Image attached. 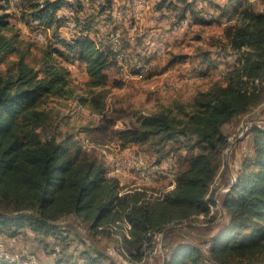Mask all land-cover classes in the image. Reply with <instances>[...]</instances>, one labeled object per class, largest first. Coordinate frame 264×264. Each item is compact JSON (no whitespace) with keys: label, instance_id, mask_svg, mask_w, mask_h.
<instances>
[{"label":"trees","instance_id":"trees-1","mask_svg":"<svg viewBox=\"0 0 264 264\" xmlns=\"http://www.w3.org/2000/svg\"><path fill=\"white\" fill-rule=\"evenodd\" d=\"M85 1L20 0L18 10L22 21L58 27L68 18L59 13L63 8H75L81 16ZM259 1L262 9L254 0L216 5L219 21L230 20L223 26L221 46L236 56L223 69L224 80L198 90L190 102L174 101L150 113L135 112L128 127L115 130L121 148L136 144L150 154L154 165L175 158L174 187L154 195L146 188L124 190L104 160L80 152L83 146L73 133L59 138L47 125L50 113L42 106L49 97L76 94L63 53L86 63L89 90L79 95L81 103L98 113L106 110L107 70L117 61L111 43L82 32L62 41L65 51L46 46L38 69L27 62L28 49L11 23L10 0H0V55L15 54L0 69V233L7 234L6 239L21 238L27 230L41 240L54 235L61 241L67 238L62 220L74 217L93 232L116 236V249L132 261L159 256L166 264H264V127L254 125L246 133L251 136V150L224 194L226 220L217 231L212 226L217 215L212 211L216 201L211 192L222 152L230 143L225 125L264 100V0ZM106 4L111 7L112 0ZM156 6L180 8L182 19L188 9L201 22L215 18H199L191 0H160ZM95 15L84 24L88 30ZM75 20L79 26L84 18L76 14ZM207 59L211 60L209 54ZM43 129H47L45 136ZM124 222L130 224L128 235ZM172 225H185L196 242L175 241L181 233L173 229L164 238V254H155L159 235ZM64 249L61 244L52 264H119L94 246L81 249L79 258ZM0 264L16 263L3 259Z\"/></svg>","mask_w":264,"mask_h":264},{"label":"rangeland","instance_id":"rangeland-1","mask_svg":"<svg viewBox=\"0 0 264 264\" xmlns=\"http://www.w3.org/2000/svg\"><path fill=\"white\" fill-rule=\"evenodd\" d=\"M13 1L14 5L11 4L10 0L8 6L12 15L11 23L19 29L20 37L23 41L22 44L28 49L27 62L38 69H40L41 56L46 46L50 45L65 51L62 41H71L82 32L88 33L92 37L94 32H97L98 39L107 43V41L110 42L108 35L112 31L115 29L121 30L123 34V50L128 51V47L125 48L124 46L125 42L131 43L135 47V51L129 48L131 53L128 52L135 58L140 57L139 54L144 51L147 44L151 41L154 43L165 42L167 44L164 43L166 47L163 54L153 56L154 65L147 75L126 77L119 67L120 71L116 72L113 70L109 73L108 88L110 93L107 99V108L103 113L94 111L89 105H84L80 101L79 95L87 94L89 90V75L85 62L78 60L74 57V54L63 53L61 57L70 69V85L78 95L74 94L68 98L52 95L43 104L42 107L49 111L51 117L50 122L47 124L49 131L56 133L57 136H60L59 138H62L66 133H73L75 139L80 140L83 146L80 152L104 160L106 165L110 167V171H115L114 165L117 157H125L124 159H126L133 154H142L147 160L146 164L149 165V169L152 167L153 161L148 152H145L136 144H129L123 149L114 135L115 130L128 127L131 124V119L135 112L150 113L158 110L163 104H169L174 101L190 102L198 90L206 89L213 82L224 80L225 76H222L220 71L226 70L228 65L231 62L233 63L236 58L235 53L226 52L221 46L224 18L219 21L218 8L213 21L201 22V20L199 21L193 16L190 9L186 12V19H182L179 17L180 8H167V6L157 8L156 3L160 0H146L148 5L143 8L142 15L137 17H135V9H140L141 5L145 4V0H113L111 7L106 2L104 5V0H88L85 2L84 10L80 12L82 17L75 11V15L77 14L80 19L84 18L83 23L79 26L71 25L65 18L58 27L56 25L45 27L35 22L22 21L21 11L20 9L18 10L20 0ZM191 1L194 4L197 16L202 19L204 17L202 13L206 12V10L201 11V8L214 7L212 3L217 6L219 4L222 5L227 0ZM254 1L257 4L256 6L261 4L259 0ZM184 4L185 2L182 3V5ZM106 5V9L101 15L99 9H104ZM124 10L128 11L127 14ZM66 12L62 9L59 13L64 16ZM85 12L90 15H101L98 18L91 19V22L94 23L92 26L95 28L93 29L94 32H89L84 25L86 23L85 16H87ZM165 12L171 13V17L168 20L165 18ZM36 30H42L41 32L45 37H37ZM132 52L135 54H132ZM207 54L210 55L211 60L207 59ZM13 59H15V54L0 55V69H5L6 64ZM204 65H208L209 68L207 69ZM204 69L208 70L206 74H204ZM197 70L203 71L201 74L204 75V78L201 80L183 84L177 81V78L185 77L188 73ZM254 125L264 127L263 104L252 107L249 112L239 116L224 127V131L229 134L230 143L222 152L219 174L211 189L216 201V205H212V211L217 215L212 223L215 231H217L220 223L226 220V211L223 207L224 194L234 183L245 153L251 150V136H246V133ZM46 131L47 129L41 130L43 136L46 135ZM84 145L87 147H84ZM92 146H96L98 149L88 148ZM169 157L172 158L174 168L164 169L163 166L162 171H156L161 169V167L156 169L153 173V180L150 181L141 177V169L138 167L125 169L126 171L124 172L112 171V173L118 175L120 185L124 190L146 188L149 192L156 195L173 188L175 185L170 184L173 182L171 174L175 170L176 160L172 156ZM62 225L64 234L67 236L66 239H61L60 241L56 236L51 235L40 241L36 235L26 230L22 232L21 238L17 236L15 245L18 249L13 246H2L1 251L11 253L13 257L21 259L28 255L36 257L35 254H38L39 259H37V262L43 264L41 255L53 260L51 249L53 250L55 247V242L60 241L65 248L66 254L68 252L73 253L77 257L80 255L79 251L81 249L94 246L107 251L119 264H123L122 252L116 249V236L93 232L81 219L74 217L63 219ZM176 229L181 234L174 236L175 241L191 240L196 242L185 225H178ZM12 238H15V236H12ZM7 239H1L0 243H7ZM61 244L58 245L61 247ZM26 245L28 246L26 247ZM22 248L25 249L24 251H31V254H25ZM159 252H161L159 255L164 254V250ZM155 254H158V246ZM155 258L143 259L139 263L163 264L159 256ZM62 262L65 261L59 263Z\"/></svg>","mask_w":264,"mask_h":264},{"label":"bare ground","instance_id":"bare-ground-1","mask_svg":"<svg viewBox=\"0 0 264 264\" xmlns=\"http://www.w3.org/2000/svg\"><path fill=\"white\" fill-rule=\"evenodd\" d=\"M76 0H71V2H75ZM88 1V0H86ZM101 2V1H100ZM211 2V1H210ZM209 2V3H210ZM212 3V2H211ZM89 4V3H88ZM148 4L147 2L145 1V4L141 5L140 9H137L136 11L139 12V16L142 15L143 13V8L146 7ZM212 5L214 7H209V8H214L215 9V12L217 13V6L215 3H212ZM203 6V4H202ZM68 8H72V7H68ZM205 8V7H203ZM204 10L201 8V11ZM205 13V14H204ZM216 13H209L208 10H206V12L204 11L202 13V15L204 16L205 19L207 20H211L214 18V16H216ZM201 15V16H202ZM66 16L68 17L67 18V21L73 25V26H77V21L75 20V14L67 11L66 12ZM224 23V26L230 22L229 19H224L223 21ZM30 27V26H29ZM70 27V26H69ZM115 29V28H114ZM113 29V30H114ZM37 31V30H36ZM42 31V30H41ZM40 30L37 31L36 33V36L39 37V38H43L44 34L41 32ZM116 32H122L121 30H114ZM109 36V35H108ZM122 36L123 34H118L117 35V44L118 45H121V51L124 53V55H126L125 57L122 56L121 54V51H120V47L118 46H115L114 44L111 43V47H112V51H114L115 53L117 52V61H118V64L121 68V70L125 73L126 77H137V76H144V75H147L152 66L154 65V59H153V56L156 55V56H159L161 54H163L164 52V49L166 47V45L164 44V42H159V43H154V42H150L149 43V46L146 47V50L143 52L142 56L140 57H133L132 55H130V53L128 51H125V50H122V47H123V40H122ZM45 37V36H44ZM124 39V38H123ZM136 59H141V60H144V61H152V63L149 65V66H142V72L140 73H130V72H136L137 71V64H136ZM124 65H125V68L124 69ZM205 67V66H204ZM205 70V69H204ZM201 72L203 73V71H195V72H190L188 73L184 79H183V82L185 83H189V82H194V81H199L201 80L202 78H204V75L201 74ZM222 74H224V71H222ZM193 76V77H192ZM262 81H260L259 79H256V84H261ZM249 83V82H248ZM252 84H254L252 82ZM264 84V83H263ZM250 86V85H249ZM258 87V86H257ZM261 87V86H260ZM248 88V87H247ZM264 101V100H263ZM263 101L261 104H263ZM125 157L121 158L120 156L117 157V159L115 160V165H114V169H117V170H124V169H131V168H134V167H138L141 169V177L147 181H150V180H153V173L156 169H159L160 167L162 168L164 166V169H171V168H174V163L172 162V158H167L166 160H164V164L162 163L161 165H154L155 166V169H152V167H150L149 169V165L146 164V160L143 156L141 155H138V154H133L132 156H129L128 158L124 159ZM128 160V161H127ZM114 161V160H113ZM124 161V167L122 165H120L119 162H123ZM135 169V168H134ZM152 169V170H151ZM137 170V169H136ZM142 175H146V176H142ZM140 177V176H139ZM160 194V193H159ZM124 230L125 232L127 233L128 235V229L130 228V224L128 222H124ZM126 227V229H125ZM12 238V237H11ZM57 246L59 245H56L55 248L53 249L52 251V254H55L57 253ZM4 248V247H3ZM6 250V249H5ZM10 251V250H9ZM20 256V255H19ZM57 256V255H56ZM122 260H123V264H140L139 261H132L129 259L128 256H125V255H122ZM8 260V261H13L15 262L16 264H39L37 262V259L35 256L33 255H28L27 257L21 259L19 257H13V255L11 253H8V252H5V251H1V254H0V262L1 260ZM13 259V260H12Z\"/></svg>","mask_w":264,"mask_h":264},{"label":"built area","instance_id":"built-area-1","mask_svg":"<svg viewBox=\"0 0 264 264\" xmlns=\"http://www.w3.org/2000/svg\"><path fill=\"white\" fill-rule=\"evenodd\" d=\"M105 2H106V0H104V5H105ZM202 9L208 10L209 13H216L214 8H202ZM63 10L64 11H69V12H71L73 14H75V11H76L75 8H63ZM164 14L166 15L165 16L166 20H168V18L171 17L170 16V14H171L170 12H165ZM137 16H139V12L136 11V9H135V17H137ZM158 18H160V17H158ZM224 19H228V18L227 17H224ZM118 34H122V32L112 31L109 34V40L115 46L120 47V51H121V45H118L117 44V35ZM147 46H149V44H147ZM121 54L124 57L126 56V55H124V53L122 51H121ZM151 63H152V61H144V60H141V59H136L137 71L136 72H130V73H136V74L137 73H140V72H142V66H149ZM124 69H126L125 68V65H124ZM263 105H264V101H263ZM119 163H120V165H122L124 167V161L123 162H119ZM162 163L164 164V160L162 161ZM151 166H152V169H155L154 163H152ZM124 171H126V170L124 169ZM142 176H146V175H142ZM159 240H160V243L158 245V254L161 253L159 251H163L162 238H160ZM16 241H17V236H15V238H8L7 239V243H0V254H1L2 246H13V247H17L15 245ZM17 249H18V247H17ZM22 250H23V252L25 254H31V251H24L25 250L24 248H22ZM59 253H60V246H57V253L51 254V256L54 258V256L59 255ZM35 255H36V259H39V255L38 254H35ZM119 262H120V260H119Z\"/></svg>","mask_w":264,"mask_h":264},{"label":"crops","instance_id":"crops-1","mask_svg":"<svg viewBox=\"0 0 264 264\" xmlns=\"http://www.w3.org/2000/svg\"><path fill=\"white\" fill-rule=\"evenodd\" d=\"M146 1V0H145ZM86 2V1H85ZM112 3H113V0H112ZM224 4V3H223ZM255 5H257V4H255ZM66 8H68V7H66ZM263 8V5L262 4H258V6H257V9H262ZM104 11H102L100 14L102 15V13H103ZM124 12L127 14V10H124ZM147 12V11H146ZM86 13V12H85ZM87 14V16H85V21L87 22L90 18H91V16H93V15H95V14H92V15H90V14H88V13H86ZM101 15H95L94 16V18H98L99 16H101ZM94 24V23H93ZM93 29H95L94 27H92L91 28V30H89V32H91V31H93ZM99 29V28H98ZM94 32V31H93ZM80 34V33H79ZM92 36V35H91ZM94 38H96V39H98L99 38V36L97 35V32H94V36H93ZM98 41H102L101 39H98ZM132 41V40H131ZM108 42V41H107ZM150 42V41H149ZM148 42V43H149ZM109 43V42H108ZM165 43V42H164ZM166 44V43H165ZM131 45V43L129 44V42L127 43V42H125V48H127L128 47V51H129V48L130 49H133L134 50V46H130ZM167 45V44H166ZM146 47H148V46H146ZM146 50V48L144 49V51ZM131 51V50H130ZM129 51V52H130ZM135 51V50H134ZM143 51V52H144ZM143 52L141 53V54H139L140 56H142V54H143ZM131 53V52H130ZM165 53H166V51H165ZM132 54H135V53H133L132 52ZM133 57H135V56H133ZM86 64V63H85ZM118 63H116L115 65H112L111 67H109L108 68V70H107V72H108V76H109V73L111 72V71H113V70H115L116 72L117 71H120L119 70V68H120V66H119V64L117 65ZM207 69H208V67H207V65H204ZM119 67V68H118ZM153 67V66H152ZM121 69V68H120ZM152 69V68H151ZM222 71H224V70H221L220 72H221V75H223L222 74ZM225 72V71H224ZM185 75V74H184ZM184 76H182V77H179V78H177V81L178 82H180V84L182 83H185V82H183L182 81V78H183ZM173 84V83H172ZM139 155H141V154H139ZM132 156V155H131ZM142 156V155H141ZM114 172H124V170H117V169H115V171ZM173 184H175V180L173 179V182L170 184V185H173ZM8 235L7 234H3V233H0V240L1 239H3V238H6ZM161 238V234L159 235V239ZM40 241H42L41 239H39ZM29 244V243H28ZM28 245H26V247H27ZM48 257V256H47ZM41 258H42V262H43V264H52V259L51 258H46V256L45 255H41Z\"/></svg>","mask_w":264,"mask_h":264},{"label":"water","instance_id":"water-1","mask_svg":"<svg viewBox=\"0 0 264 264\" xmlns=\"http://www.w3.org/2000/svg\"><path fill=\"white\" fill-rule=\"evenodd\" d=\"M232 184H233V183H232ZM177 227H178V225H172V226L168 227L167 229H165V231H164L163 234H162V246H163V244H164V238H165L166 234H167L170 230L176 229ZM163 250H164V249H163ZM164 252H165V250H164ZM163 264H166V263L164 262Z\"/></svg>","mask_w":264,"mask_h":264}]
</instances>
